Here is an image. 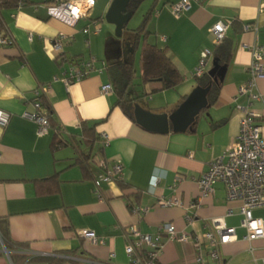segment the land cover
Masks as SVG:
<instances>
[{
  "label": "crops",
  "instance_id": "crops-1",
  "mask_svg": "<svg viewBox=\"0 0 264 264\" xmlns=\"http://www.w3.org/2000/svg\"><path fill=\"white\" fill-rule=\"evenodd\" d=\"M56 1L72 0H26L21 8L0 11V32L15 42L10 47L0 45V111L10 116L5 127L0 125V219L7 223L11 240L27 244L25 253L31 257L65 259L62 264H130L126 246L131 229H136L141 235L160 237L157 264H196L193 241H171L163 225L203 239L212 222L220 219L237 232L235 242L218 249L220 264H264V239H246L239 205L229 204L224 185L216 184L215 194L201 199L198 184L210 163L234 143L242 116L238 107L249 106L248 98L239 97L238 91L250 79L248 47L256 44L264 51V0H194L180 18L171 11L178 0H152L147 11L148 42L168 51L184 81L173 90L155 92L150 102L142 99L143 108L153 113L175 111L199 85L194 71L201 53H213L208 71L216 54L227 50L230 55L217 102L197 117L190 130L168 135L146 131L127 117L116 93L101 94V86L112 83L109 68L122 56L127 37L104 43L103 33L83 30L92 21L105 19L113 0H96L90 17L74 27L49 17L46 8ZM218 22L229 28L224 43L217 46L211 29ZM247 25L257 31H245ZM60 35L66 37L65 58L96 59V68L103 71L67 89L62 77L69 64L57 60L51 48ZM103 51L105 60L100 61ZM145 88L154 91L160 84ZM37 93L51 108L52 120L68 146L53 151L55 130L39 136L37 124L24 117L35 112ZM255 93L264 99V76ZM249 107L262 118L264 137V101ZM84 123L96 125L98 142L93 149L83 141ZM90 154L95 159L86 163L85 173L77 162ZM100 158L123 166V184L103 185V199L93 192L98 171L90 164ZM174 196L180 197L182 207L160 205ZM229 208L233 216H228ZM254 213L264 218L259 215L264 210ZM82 231L94 233L103 244L94 245L81 236ZM4 249L0 264H15ZM67 252L77 256L61 255ZM202 253L206 264H216L207 243L203 242Z\"/></svg>",
  "mask_w": 264,
  "mask_h": 264
},
{
  "label": "built area",
  "instance_id": "built-area-1",
  "mask_svg": "<svg viewBox=\"0 0 264 264\" xmlns=\"http://www.w3.org/2000/svg\"><path fill=\"white\" fill-rule=\"evenodd\" d=\"M21 3L25 0H19ZM194 0H178L171 7L174 17L180 18L189 11ZM96 0H72L56 1L47 6V13L50 18L58 20L69 27H74L82 19L89 18L95 8ZM23 7L20 4L19 8ZM103 21V19L101 20ZM229 25L224 22L215 24L211 32L214 35L213 43L220 45L224 40ZM257 31L255 26L247 25L245 31ZM102 31L99 21H92L84 30L85 34H100ZM64 35H60L51 42V48L57 54V60L68 63V68L64 72L62 82L68 89L71 85L80 83L87 79L94 72H102L103 69L96 68V59L85 61L83 59H67L64 52ZM0 45L4 47L14 46L15 42L11 37L0 32ZM252 54V63L249 67L250 79L239 88V97H247L249 106L255 101L263 100L255 93L257 81L264 76V51L259 45L249 46ZM213 58L211 50H204L199 58L198 65L194 71V77L202 79L208 72L209 64ZM105 65V63L103 62ZM46 90V89H45ZM115 93L112 83L108 82L101 86V94L109 96ZM40 93H37L39 96ZM241 107V121L239 133L234 143L215 158L209 165V169L199 179L200 198H209L215 194V185L221 183L226 191V199L229 204H238L239 214L242 219L240 228L246 231V239L250 242L264 239V218L255 217V210H264V137L262 118L250 107ZM34 113H24V117L31 120L38 127V135H47L51 129L49 117L43 111L40 103H34ZM10 116L0 111V125L5 127ZM105 145L107 139L104 138ZM210 148V146H208ZM95 163L98 174L94 178L93 192L99 199H103V185L116 183L122 179L123 166L119 163L113 164L107 159L100 158ZM180 182V179H177ZM161 206L171 207L183 204L179 196H174L168 201H161ZM197 205L192 203L191 208ZM228 216L234 215L233 208L227 211ZM213 228L207 229L203 239L191 236L186 233H178L171 224L163 225L162 231L168 235L171 241L178 243H188L193 241L197 249L196 264H206L202 253L203 242L209 246V256L216 264H220L221 256L219 248L233 243L237 240L236 228L228 227L223 220H214ZM132 238L126 246V253L130 259V264H157L159 254L162 250L160 237L141 235L136 229H131ZM81 236L89 240L94 245L103 244L96 235L89 231H82ZM113 258V255L111 256ZM112 264V263H108Z\"/></svg>",
  "mask_w": 264,
  "mask_h": 264
},
{
  "label": "trees",
  "instance_id": "trees-1",
  "mask_svg": "<svg viewBox=\"0 0 264 264\" xmlns=\"http://www.w3.org/2000/svg\"><path fill=\"white\" fill-rule=\"evenodd\" d=\"M146 0H132L130 11L134 14L140 9L142 4ZM26 0L21 3L19 0H0V11L3 9H18L20 4L25 5ZM150 13H147L145 18H143L142 24L134 29L129 31L126 37H130L133 45V55L124 60L123 58H119L117 62H115L110 68L109 73L111 75V81L115 89V93L118 97V106L122 109L127 117H129L132 121L135 122L134 118V106L136 103L140 104V101L144 99L147 94L142 93L141 95H134V91L132 89L133 84L132 80L135 74L134 71V56L135 51L139 49L142 43V50L140 55V79L141 84L146 86L151 83H159L160 88L153 91V93L158 91H167L173 90L181 85L184 81V77L174 66L171 56L169 55L167 50H163L158 48L156 45L149 44L148 36L150 33L147 31L146 24L148 23V17ZM2 28L1 20H0V31ZM127 30V28H126ZM125 30V31H126ZM222 41L221 45L224 43ZM119 47V43H117ZM120 53H117L119 55ZM116 56V55H113ZM112 56V57H113ZM230 59L229 51L223 50L221 53L215 55V60L217 62V72L214 76H211L207 72V74L198 80V86L207 87L212 84L211 92L209 94V107L214 105L219 97L220 91L223 85L224 78V69L228 66ZM187 98V97H186ZM185 98V99H186ZM40 103L43 108L45 114L49 117L51 129L55 130V136L52 143L53 151L61 149L69 145V143L62 139V133L60 129H57L56 125L52 120V110L49 107L48 103L41 95L36 96L34 101ZM209 109V108H208ZM207 110V109H206ZM205 112V111H204ZM136 123V122H135ZM82 129V138L83 141L87 144L90 149H93L95 144L98 142V137L96 135V125L89 126L87 123L83 124ZM91 154L88 156H84L82 159L78 160V164L84 169L85 173H87V165L88 161L95 159V157H91ZM93 168L95 167L94 162H90ZM116 183L123 184V179L116 181ZM139 198V197H138ZM4 246L9 252L10 257L15 264H25V263H33V262H46L48 264H62L66 260L59 258H49V257H34L29 256L25 252L28 248L27 244L16 243L11 240L8 225L5 221L0 219V250ZM61 255L76 257L77 253L75 252H67L62 253ZM75 264H79L75 262Z\"/></svg>",
  "mask_w": 264,
  "mask_h": 264
},
{
  "label": "water",
  "instance_id": "water-1",
  "mask_svg": "<svg viewBox=\"0 0 264 264\" xmlns=\"http://www.w3.org/2000/svg\"><path fill=\"white\" fill-rule=\"evenodd\" d=\"M132 0H113L105 20L108 24L113 25L119 36L125 34L130 21L134 17V13L130 11ZM130 37L124 41L130 48L123 49V59L127 60L133 55V45H129ZM218 67L214 59L213 69L210 75L216 74ZM212 84L207 87L197 86L187 98L171 113H153L143 108L139 103L134 106V118L137 125L146 131L168 135L173 133H185L190 130L196 122L197 117L209 108V94ZM6 251V249H4Z\"/></svg>",
  "mask_w": 264,
  "mask_h": 264
},
{
  "label": "rangeland",
  "instance_id": "rangeland-1",
  "mask_svg": "<svg viewBox=\"0 0 264 264\" xmlns=\"http://www.w3.org/2000/svg\"><path fill=\"white\" fill-rule=\"evenodd\" d=\"M151 3H152V0H147L140 7V9L137 11V13L134 15V17L130 21V23L127 27V30L125 31V34L123 36L117 35L115 27L113 25L108 24L105 19H103V21H99V25L102 28V31H101V33H103L102 36L105 38L104 43L107 42V40H111V43L115 42V41H121L122 42L123 40H125L124 38H126L127 34L130 33L129 31L138 28L142 24L143 18L145 16V14H147V11L150 8ZM141 48H142V43H141L139 49L135 51V56H134L135 74H134V77L132 80V84H133L132 89L138 90L140 92L142 91L143 93H144V91H146L147 96L145 97L146 99L145 98L144 99L150 102L151 97H153L156 94L153 93V91H151L148 88L147 89L145 88V90H144L143 89L144 86L141 84V79H140V55H141V50H142ZM103 52L104 53H103L102 59H100V61L105 60V51H103ZM148 93H150V94H148ZM254 214L258 215L257 213H254ZM259 215L263 216L264 213L263 214L259 213Z\"/></svg>",
  "mask_w": 264,
  "mask_h": 264
},
{
  "label": "flooded vegetation",
  "instance_id": "flooded-vegetation-1",
  "mask_svg": "<svg viewBox=\"0 0 264 264\" xmlns=\"http://www.w3.org/2000/svg\"><path fill=\"white\" fill-rule=\"evenodd\" d=\"M129 43H130L129 45L132 44V40L131 39L129 40ZM130 47L127 44H125V42H124V46H123L124 49L129 50ZM121 58H123V55L121 56Z\"/></svg>",
  "mask_w": 264,
  "mask_h": 264
}]
</instances>
